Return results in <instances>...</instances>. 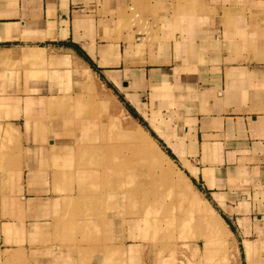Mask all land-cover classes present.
Instances as JSON below:
<instances>
[{
	"label": "crops",
	"instance_id": "obj_1",
	"mask_svg": "<svg viewBox=\"0 0 264 264\" xmlns=\"http://www.w3.org/2000/svg\"><path fill=\"white\" fill-rule=\"evenodd\" d=\"M194 1L0 0V264H74L73 160L100 139L60 111L95 80L198 185L241 264H264V0Z\"/></svg>",
	"mask_w": 264,
	"mask_h": 264
},
{
	"label": "rangeland",
	"instance_id": "obj_2",
	"mask_svg": "<svg viewBox=\"0 0 264 264\" xmlns=\"http://www.w3.org/2000/svg\"><path fill=\"white\" fill-rule=\"evenodd\" d=\"M222 1L230 3L239 0ZM83 86L85 89L88 87L86 90L89 94H82L74 103L71 101L72 105L67 110L60 111L63 115H90L96 119L98 124L89 130L88 142L93 145L98 137L100 139V144L96 145V148L93 146L83 152L81 150L79 155L75 154L73 160V178L70 180L74 183L75 192L73 201L68 205L72 207L68 216L72 213L74 239L72 245L70 240L68 244L74 248V264H87L92 258L98 264H241L239 249L226 223L215 211V207L213 208L204 199L205 196L199 192L198 185L192 186L186 176L185 179L189 183L187 186L179 178V170L175 162L162 150L150 132L125 111L124 104L117 97L111 98L108 97L109 93H105L103 94L106 95L105 102L99 101L97 93L101 94L104 90L98 80L93 81L91 86ZM148 122L157 135L162 137L160 126L151 119ZM138 124L149 139L148 144L142 142L140 144L152 155L155 154L154 151L163 152L176 165L173 166L175 173L169 178L170 195L167 194L169 186L165 183V179H162L161 174L157 173L156 167L154 172L156 174L152 177L138 180L139 183L141 182L139 187L126 175L128 167L137 166V156L140 157L141 154L136 156L131 153L128 147L134 145V142L129 138L119 140L118 135L129 128L136 129ZM119 146H121V155L114 158L113 148ZM172 149L180 162L185 165L177 148L172 147ZM159 162L165 168L170 166L166 161L159 159ZM144 168L146 171L147 168L145 166ZM192 173L195 174L193 170ZM196 197L201 200L198 206L203 212L196 211L190 204ZM146 200L149 203L155 200V207L150 208V213L144 216ZM202 201L205 203V208ZM206 206L211 213L210 221L203 219ZM67 219L69 220V217ZM212 222L220 233H216V230L211 228ZM87 236L94 238L88 239ZM245 241L250 244L249 240L245 239ZM128 250L132 253L130 254ZM249 251L250 248L247 253ZM81 252L88 253L80 254ZM98 253L100 256L96 255Z\"/></svg>",
	"mask_w": 264,
	"mask_h": 264
},
{
	"label": "bare ground",
	"instance_id": "obj_3",
	"mask_svg": "<svg viewBox=\"0 0 264 264\" xmlns=\"http://www.w3.org/2000/svg\"><path fill=\"white\" fill-rule=\"evenodd\" d=\"M25 55V53H24ZM36 56H38V54H35ZM68 56V55H67ZM72 57V56H71ZM76 59V58H75ZM70 63V62H69ZM73 69V68H72ZM77 74L80 75V79L85 82L86 84L88 85H91L92 83V79H91V70L89 68H85V69H81L80 71L77 70ZM100 83V82H99ZM85 88V86H84ZM94 88V87H93ZM85 90V89H84ZM99 95V94H98ZM93 96V95H92ZM124 109V108H123ZM139 109V108H138ZM126 111V110H125ZM100 124V123H99ZM150 124V123H149ZM128 127H130L128 124H127ZM127 127V128H128ZM105 128V127H104ZM111 128V127H110ZM115 128V127H114ZM140 128V129H139ZM142 128L140 127V124H138V127L136 129H127V130H124L121 132V134L118 135L119 137V140H121L122 138H129L130 141L132 140L134 142V145H129L128 149L129 151H131V153H133L134 155H138V154H141L140 157L137 156V160H138V164L137 166L133 167H128L127 168V171H126V175L129 177L130 181H133L135 182V184H137V187H139L138 185H141V182L139 183V179L141 178H145L144 180H146L148 177H152V175L156 174L154 173L155 172V167L157 168V173H160L161 174V177L162 179L164 178L165 179V183L168 184L169 186V178L172 177L173 173H175V171L173 170V166L175 167L176 165L174 164V162L166 155L164 154L163 152H157V151H154L155 154L152 155L151 153H149V151L147 149H145L141 144L140 142L144 143V144H148V137L146 136L145 133L142 132L141 130ZM110 132V131H109ZM118 139V138H116ZM108 140V139H107ZM109 141V140H108ZM128 142V141H127ZM118 143V142H117ZM116 145V144H115ZM128 146V145H127ZM135 146H139L140 148H136ZM112 147V146H111ZM99 149V148H98ZM114 151V158H117L116 156H120L121 153H120V150H121V146L117 147V148H113ZM126 149V148H125ZM100 150V149H99ZM116 154V155H115ZM122 158V157H121ZM135 159V158H134ZM159 159L160 160H163V161H166L170 166L165 168V166L163 167L161 162H159ZM183 160V158H181V161ZM113 161V160H112ZM111 161V162H112ZM129 161H131V157H129ZM180 161V160H179ZM184 161V160H183ZM96 162V161H95ZM107 162V161H106ZM140 162V163H139ZM185 163V161H184ZM141 166H140V165ZM90 165V164H89ZM129 165V164H128ZM172 165V166H171ZM107 166V165H106ZM143 167V168H140V167ZM144 166L147 168L146 171H145V168ZM117 167V166H116ZM177 167V166H176ZM178 176L180 179L183 180L184 183H186V185L188 186L189 183L187 182V180L185 179L186 175L178 168ZM90 172V170H89ZM92 172V171H91ZM105 172V171H104ZM177 172V171H176ZM113 173V172H112ZM92 174V173H91ZM115 174V173H114ZM95 176V175H94ZM93 177V176H92ZM160 177V178H161ZM95 178V177H94ZM116 178V177H115ZM158 180V179H157ZM110 181V180H109ZM137 181V182H136ZM149 181V180H148ZM156 181V180H155ZM175 181V180H174ZM171 182V181H170ZM109 183V182H108ZM145 183V182H143ZM173 183V182H172ZM103 184V183H102ZM112 184V182H111ZM114 184V183H113ZM148 184V183H147ZM143 185V184H142ZM106 186V185H105ZM127 186V185H126ZM171 186V184H170ZM170 186L165 189H167V194L170 195L171 193V189L169 190ZM110 187V186H109ZM114 187V186H113ZM133 187V186H132ZM144 187V185H143ZM157 187V186H156ZM142 188V187H141ZM145 188V187H144ZM132 189V188H131ZM137 189V188H136ZM151 189V188H150ZM162 189V188H161ZM172 189H173V186H172ZM176 189V188H175ZM148 190V189H147ZM91 191V190H90ZM116 191V190H115ZM119 191V190H118ZM144 191V190H143ZM142 191V192H143ZM93 192V190H92ZM108 192V191H107ZM133 192V191H132ZM151 192V191H150ZM158 192V191H157ZM89 193V192H88ZM149 193V192H148ZM124 194V192H123ZM158 194V193H156ZM135 195V194H134ZM142 195V194H141ZM152 195V194H151ZM167 195V196H168ZM93 196V195H92ZM122 197V196H121ZM127 197V196H126ZM152 199H153V196H151ZM172 197V196H171ZM115 198V197H114ZM133 198V197H132ZM145 198V197H144ZM149 198V197H148ZM156 198V197H155ZM154 198V199H155ZM108 199V198H107ZM123 199V198H122ZM131 199V198H130ZM159 199V198H158ZM166 199V198H165ZM119 200V199H118ZM81 201V200H80ZM145 201V200H144ZM117 202V201H116ZM166 202V201H165ZM132 203V202H131ZM142 203V201H141ZM141 203H139V205H141ZM146 205L144 206L145 207V210H144V216L148 215L150 213V208L151 209H154V203H155V200L154 201H150V203L146 200ZM201 203V200H199V198H194L191 200V205L196 209V211L198 212H203L201 211L200 207L198 206V204ZM104 204V203H103ZM127 204V203H126ZM202 204L205 208V203L202 201ZM125 205V204H124ZM158 206V205H157ZM161 206V205H160ZM126 207V206H125ZM121 208V207H120ZM203 208V207H202ZM208 207L206 206V211H204L203 213V219L205 221H210L211 220V213L209 211V208L207 209ZM200 209V210H199ZM122 210V209H121ZM120 212V211H119ZM221 219V218H220ZM145 222H146V219H144ZM222 220V219H221ZM136 222L138 221L137 219L135 220ZM159 221V220H158ZM156 222V221H155ZM213 225H210L212 229L216 230V233H220L218 228L215 226L214 222H212ZM154 227V226H153ZM150 238V236H149ZM244 247L246 249V251L249 250L250 248V244L246 241H244Z\"/></svg>",
	"mask_w": 264,
	"mask_h": 264
},
{
	"label": "trees",
	"instance_id": "obj_4",
	"mask_svg": "<svg viewBox=\"0 0 264 264\" xmlns=\"http://www.w3.org/2000/svg\"><path fill=\"white\" fill-rule=\"evenodd\" d=\"M132 113H133V115H135V116H137V117H139V119H140V122L143 124V125H146V122L142 119V118H140V116H138V114H136L135 112H133L132 110H130ZM151 134H152V136H154V134H153V132L151 131ZM160 142V141H159ZM162 145V144H161ZM167 153H168V150H167ZM170 154V153H169ZM224 217V216H223ZM225 218V217H224ZM225 220L227 221V219L225 218ZM227 223L230 225V223L227 221Z\"/></svg>",
	"mask_w": 264,
	"mask_h": 264
}]
</instances>
